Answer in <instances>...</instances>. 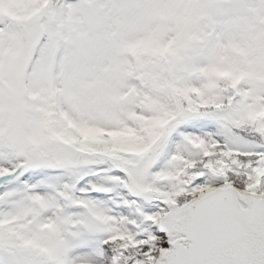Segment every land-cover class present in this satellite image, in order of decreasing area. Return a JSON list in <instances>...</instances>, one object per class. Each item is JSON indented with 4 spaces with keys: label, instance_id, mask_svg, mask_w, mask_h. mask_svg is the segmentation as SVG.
Instances as JSON below:
<instances>
[{
    "label": "snow or ice",
    "instance_id": "snow-or-ice-1",
    "mask_svg": "<svg viewBox=\"0 0 264 264\" xmlns=\"http://www.w3.org/2000/svg\"><path fill=\"white\" fill-rule=\"evenodd\" d=\"M0 264H264V0H0Z\"/></svg>",
    "mask_w": 264,
    "mask_h": 264
}]
</instances>
